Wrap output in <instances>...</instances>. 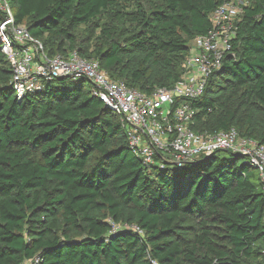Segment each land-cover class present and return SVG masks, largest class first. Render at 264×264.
<instances>
[{
    "label": "trees",
    "instance_id": "1",
    "mask_svg": "<svg viewBox=\"0 0 264 264\" xmlns=\"http://www.w3.org/2000/svg\"><path fill=\"white\" fill-rule=\"evenodd\" d=\"M224 1L6 3L48 56L76 51L149 94L180 79ZM11 78L0 50V264H264V191L240 153L149 167L86 77H53L20 98ZM189 103L193 130L234 127L264 144V0H247L231 52Z\"/></svg>",
    "mask_w": 264,
    "mask_h": 264
},
{
    "label": "built area",
    "instance_id": "2",
    "mask_svg": "<svg viewBox=\"0 0 264 264\" xmlns=\"http://www.w3.org/2000/svg\"><path fill=\"white\" fill-rule=\"evenodd\" d=\"M246 4L247 0H225L218 5L210 15V29L191 41L180 79L170 88L157 87L149 94L111 79L96 59L80 57L76 51L67 57L48 56L41 42L24 25L14 22L6 0H0L6 14L0 19V50L11 64V85L18 98L41 90L53 77L84 76L93 85L92 95L119 117L130 152L145 165L180 166L200 154L230 150L244 155L248 165L257 170L264 191V144L239 136L234 127L219 132L191 127L195 110L189 100L203 93L209 76L231 52L236 21ZM110 225L112 231L125 228L142 234L136 224Z\"/></svg>",
    "mask_w": 264,
    "mask_h": 264
},
{
    "label": "water",
    "instance_id": "3",
    "mask_svg": "<svg viewBox=\"0 0 264 264\" xmlns=\"http://www.w3.org/2000/svg\"><path fill=\"white\" fill-rule=\"evenodd\" d=\"M238 157L245 158V156H244V155H238ZM250 167H251V166H250Z\"/></svg>",
    "mask_w": 264,
    "mask_h": 264
}]
</instances>
